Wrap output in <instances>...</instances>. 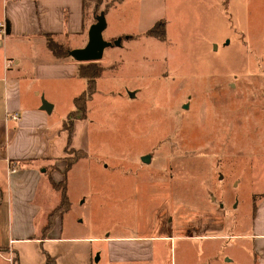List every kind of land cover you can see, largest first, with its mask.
Listing matches in <instances>:
<instances>
[{"label": "rangeland", "instance_id": "obj_1", "mask_svg": "<svg viewBox=\"0 0 264 264\" xmlns=\"http://www.w3.org/2000/svg\"><path fill=\"white\" fill-rule=\"evenodd\" d=\"M112 1L87 0L88 27ZM3 10L0 1V19ZM105 18L112 45L73 140L82 149L65 156L72 207L57 224L66 239L18 241L13 259L46 264L48 252L57 264H85L97 252L92 263L107 264L97 250L107 234L196 231L212 237L172 239L165 259L253 264L248 234L264 199V0H125ZM162 19L161 41L147 30ZM78 80L52 86L54 120L67 119L86 89Z\"/></svg>", "mask_w": 264, "mask_h": 264}, {"label": "crops", "instance_id": "obj_2", "mask_svg": "<svg viewBox=\"0 0 264 264\" xmlns=\"http://www.w3.org/2000/svg\"><path fill=\"white\" fill-rule=\"evenodd\" d=\"M0 1L4 6L0 22L8 26L6 32H0L3 36L0 39V99L3 100L0 109V258L10 262L4 252L14 254L13 246L18 241L34 239L44 243L66 239L62 234L63 222L61 226L57 224L64 213L56 218L46 237L42 230L49 213L61 200V191L53 187L52 181L64 180L68 150L82 149L76 148L73 140L84 120H75L70 134L63 126L64 119L60 122L52 118L57 103L49 92L53 85L72 88L74 80L84 78L79 74L80 62L73 56L58 57L49 49L47 34L72 48H81L88 41L90 26L86 19V0ZM10 58L14 63L8 68L6 61ZM73 96L75 100L78 95ZM42 97L52 105L50 112L42 108ZM13 112H19V120L11 118ZM48 165H55L57 169L47 172ZM255 213L253 232L248 234L253 239L255 254L249 259L253 264H264V199ZM210 237L209 233L196 231L177 235L167 232L107 234L100 238L97 250L99 261L105 259L107 264H175L165 259L172 239L188 241ZM95 253H91L90 261L85 264H93Z\"/></svg>", "mask_w": 264, "mask_h": 264}, {"label": "trees", "instance_id": "obj_3", "mask_svg": "<svg viewBox=\"0 0 264 264\" xmlns=\"http://www.w3.org/2000/svg\"><path fill=\"white\" fill-rule=\"evenodd\" d=\"M121 2L123 0H113L109 5H107V9L116 2ZM87 5V0H86ZM97 22V18L93 21V23ZM148 34L151 36L156 37L159 40H165L167 38L166 32V22L164 19L157 22L154 26L147 30ZM48 38V47L50 50L53 51L58 57H70L71 47L63 41L56 39L53 35L47 34ZM104 71V66L100 65L98 61H87V62H80V69L79 74L81 77L87 80V87L83 90L78 96H76L74 100V108L68 114L67 119L63 121V126L67 129L70 134H72L74 129V122L75 120H85L88 118V102L92 98L94 92L97 89V78H99ZM70 167L67 166L66 170ZM65 181V180H64ZM52 185L58 191H61V200L59 206L53 209L48 215V221L45 224L42 234L46 237L47 233L54 227L56 223V218L62 213L67 212L70 207L71 203L68 197V188L66 182L59 181L58 183L52 181ZM12 264H19V256L13 259ZM46 264H56L55 256H52L50 253L47 252L46 257Z\"/></svg>", "mask_w": 264, "mask_h": 264}, {"label": "water", "instance_id": "obj_4", "mask_svg": "<svg viewBox=\"0 0 264 264\" xmlns=\"http://www.w3.org/2000/svg\"><path fill=\"white\" fill-rule=\"evenodd\" d=\"M107 26V20L105 18L104 12L97 17V22L92 23L88 29V41L84 47L72 48L70 51V56H73L79 62L87 61H100L104 55L105 48L112 45V42L108 41L104 37V29ZM121 38L117 39L115 44H120ZM43 109L50 112L52 105L43 99ZM144 160L149 162V157H144Z\"/></svg>", "mask_w": 264, "mask_h": 264}, {"label": "built area", "instance_id": "obj_5", "mask_svg": "<svg viewBox=\"0 0 264 264\" xmlns=\"http://www.w3.org/2000/svg\"><path fill=\"white\" fill-rule=\"evenodd\" d=\"M7 23L5 22H0V32H6L7 31ZM14 63V60L12 58L8 59L6 61V67L10 68V66H12ZM11 118L15 119V120H19L20 119V114L19 112H13L11 114ZM11 256L8 257L10 261H13V256H12V253L10 254Z\"/></svg>", "mask_w": 264, "mask_h": 264}]
</instances>
